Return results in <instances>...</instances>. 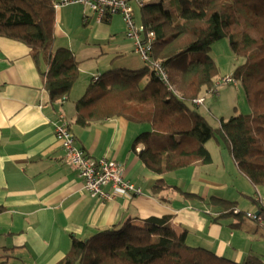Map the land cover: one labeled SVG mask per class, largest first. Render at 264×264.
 Returning <instances> with one entry per match:
<instances>
[{
	"label": "crops",
	"instance_id": "crops-1",
	"mask_svg": "<svg viewBox=\"0 0 264 264\" xmlns=\"http://www.w3.org/2000/svg\"><path fill=\"white\" fill-rule=\"evenodd\" d=\"M136 7L132 3L134 14ZM124 33L119 15L104 21L79 6L55 10L54 46L69 49L85 77V83L74 84L67 98L57 103L49 101L29 49L0 38V207L5 208L0 215L1 264H58L72 238H89L125 221L139 225L151 218H168L189 246L235 262L254 255L247 248L250 242L264 239L252 222L235 216L218 219L221 210L210 204L211 198H221L255 213L253 200L264 198V187L251 185L227 148L215 140L214 156L206 148L211 157L208 165L157 175L139 159L137 150L142 146L133 150L134 140L144 132L138 124L121 118L85 128L74 124L75 103L85 84L107 71L146 66ZM62 118L77 147L94 160L106 158L121 164L125 179L141 193L113 201L91 198L78 171L65 163L55 137ZM161 180L171 188L153 193ZM172 186L203 201H186ZM246 202L252 210L244 208Z\"/></svg>",
	"mask_w": 264,
	"mask_h": 264
},
{
	"label": "trees",
	"instance_id": "trees-1",
	"mask_svg": "<svg viewBox=\"0 0 264 264\" xmlns=\"http://www.w3.org/2000/svg\"><path fill=\"white\" fill-rule=\"evenodd\" d=\"M141 23L154 34L151 60L164 68L163 81L149 65L139 70L117 69L91 80L75 103L77 127L108 119L147 125L133 142L138 157L157 175L172 173L211 157L206 143L227 148L238 170L254 187H264V0H163L140 8ZM107 21V17L103 19ZM53 0H0V38L25 45L51 103L67 98L79 77V63L67 48H54ZM227 39L242 63L232 77L240 83L250 114L220 119L213 128L194 104L203 90L215 88L218 68L210 56L217 41ZM173 87L178 92L175 93ZM158 183V182H157ZM171 188L165 186L163 189ZM161 189L153 186V193ZM183 199L200 201L181 192ZM210 204L230 211L235 203L211 198ZM253 206L264 220L262 206ZM5 208L0 207V215ZM241 218L242 214L236 215ZM245 220V219H244ZM168 218H151L85 238H72L58 264H262L248 254L242 262L189 246Z\"/></svg>",
	"mask_w": 264,
	"mask_h": 264
},
{
	"label": "built area",
	"instance_id": "built-area-1",
	"mask_svg": "<svg viewBox=\"0 0 264 264\" xmlns=\"http://www.w3.org/2000/svg\"><path fill=\"white\" fill-rule=\"evenodd\" d=\"M132 3L139 7L144 5L143 0H53V8L57 10L66 6H79L83 10L95 13L98 20H103L111 15H119L125 27V39L131 42L134 51L141 60L154 67L155 71L157 68L159 70L158 73L156 72L158 77L166 81L162 66L154 64L150 57L154 34L147 32L143 24L136 25ZM55 137L61 143L65 163L78 171L83 189L91 198L113 201L120 196L131 198L132 194L141 193L140 189L135 188L125 179V170L121 164L106 158L94 160L84 150L77 147L69 124L63 118L55 127ZM240 212L237 209L234 210L236 215H239ZM244 219L255 224L258 231L264 235V220L259 215L246 213ZM262 264H264V260Z\"/></svg>",
	"mask_w": 264,
	"mask_h": 264
},
{
	"label": "rangeland",
	"instance_id": "rangeland-1",
	"mask_svg": "<svg viewBox=\"0 0 264 264\" xmlns=\"http://www.w3.org/2000/svg\"><path fill=\"white\" fill-rule=\"evenodd\" d=\"M153 1H155V0H153ZM170 2H174V0H163V6L165 9H168ZM144 3L145 4L152 3V0H144ZM140 16H141L140 8L136 7L135 8V22H136L137 26L142 24ZM54 48H55V46H54ZM55 49H57V48H55ZM210 56L214 60L216 66L218 68V76L215 79V84H214L215 88H212V90L207 91V92H206V90H203V92L201 93V96L197 100L194 101V104L198 106L199 113L206 119V121L210 124V126L215 128V127H217L220 119L227 120L230 117H232L234 115H238V114L248 115V114H250V109H249V107L245 101L244 94H243L242 88L240 86V83L238 81H236L235 79H233V77H232L234 70L237 68L238 65H240L242 63V60L235 56V54L233 52V48L230 45L229 41L227 39H222V40L214 43L211 47ZM154 64H158V63H154ZM144 65H145V63H144ZM116 67H117L116 65L113 66V68H116ZM150 67L154 69V67H152V66H150ZM131 68H134V67H130L128 69H131ZM136 68H138V67H136ZM156 72L157 73L159 72V70H157V68H156ZM163 72L166 75L164 68H163ZM81 76L82 75L79 73V77H78L75 84L85 83V80H84L85 77L82 78ZM166 78H167V75H166ZM95 79H97V78H94V80ZM229 80H230V82H229ZM85 85L87 88V84H85ZM76 86H78V85H76ZM173 90L175 91L176 94H178V92L175 90L174 87H173ZM84 92H85V90H84ZM84 92H83V94H84ZM139 126H140L139 128L142 129V131H147L149 129L147 125H139ZM205 146L209 151H211L212 155L214 156L215 155L214 151H213V149L215 147L214 140L208 141ZM137 152H139V149L137 150ZM198 164H201V163L196 162L187 168L195 167ZM184 169H186V168H184ZM156 184L160 185V187H161V189H159L157 193L164 191L163 188L166 185L163 183L162 180L158 181V183H156ZM175 191H178V190L175 189ZM184 200H186V199H184ZM186 201H188V200H186ZM202 201L203 200L201 199L200 201H193V202H202ZM253 201L257 202L258 205L262 206L263 209H261V210L264 212V198L258 197L257 200H253ZM245 205L246 206L244 208L249 209V211H250V209L252 210V207L248 202H246ZM236 209L237 208L234 207L230 211H222L221 210V212H219L220 214L218 215V219L234 218V216H235V218H238V217H236V214H234V210H236ZM237 210L241 211L240 214H242L243 216L246 213H250V214L253 213V212L242 211L240 209H237ZM259 213L260 212L257 211V208H256V212L253 214L259 215ZM206 214L212 216L209 212H206ZM241 219L244 220L243 217H241ZM255 230H256L255 232H257L260 236L264 237L262 232L258 231V227H255ZM261 243H264L263 238L255 240L253 242H250L249 245L247 246V248H252L253 254L262 259L263 255H264V248L262 249L263 245ZM1 260L2 259H0V264H1Z\"/></svg>",
	"mask_w": 264,
	"mask_h": 264
},
{
	"label": "water",
	"instance_id": "water-1",
	"mask_svg": "<svg viewBox=\"0 0 264 264\" xmlns=\"http://www.w3.org/2000/svg\"><path fill=\"white\" fill-rule=\"evenodd\" d=\"M257 214V213H256Z\"/></svg>",
	"mask_w": 264,
	"mask_h": 264
}]
</instances>
